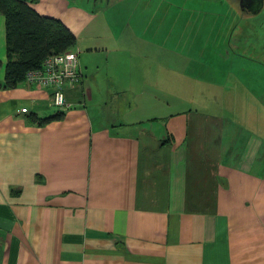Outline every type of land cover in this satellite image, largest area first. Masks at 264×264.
Here are the masks:
<instances>
[{
    "label": "crops",
    "instance_id": "crops-1",
    "mask_svg": "<svg viewBox=\"0 0 264 264\" xmlns=\"http://www.w3.org/2000/svg\"><path fill=\"white\" fill-rule=\"evenodd\" d=\"M169 1L29 2L75 35L82 77L43 124L48 89L0 86V264H264V62L239 52L264 44L246 33L264 35V0H202L197 28ZM5 63L0 13V85Z\"/></svg>",
    "mask_w": 264,
    "mask_h": 264
},
{
    "label": "trees",
    "instance_id": "trees-1",
    "mask_svg": "<svg viewBox=\"0 0 264 264\" xmlns=\"http://www.w3.org/2000/svg\"><path fill=\"white\" fill-rule=\"evenodd\" d=\"M33 1L0 0L6 32L3 88H14L28 70L40 67L46 56L71 50L75 44L71 30L59 19L38 13L29 4ZM62 116V111H55L44 118L32 114L30 120L43 124Z\"/></svg>",
    "mask_w": 264,
    "mask_h": 264
},
{
    "label": "rangeland",
    "instance_id": "rangeland-1",
    "mask_svg": "<svg viewBox=\"0 0 264 264\" xmlns=\"http://www.w3.org/2000/svg\"><path fill=\"white\" fill-rule=\"evenodd\" d=\"M104 1H106V0H104ZM191 1H192L193 6L190 9H193L194 13L191 16L190 24L195 28H197L198 26H206V24L211 25L213 21L209 20L208 23H205V18H204L206 10L210 9V7H208L205 3H203L202 0H191ZM169 3L171 6H173L172 8H170L171 10H180L181 9V3L179 1H173L172 0V1H169ZM167 4H168V2L167 3L161 2L160 4H158V8H159L158 12H160V13L157 15V18H156L157 21L162 20V22H164V27H169L171 22L173 21V18L171 19V18L167 17L168 14H164L162 17L163 13L161 14V12H164V10H169L170 5L168 6ZM239 7H240V4H239ZM186 9H189V7L188 8L186 7ZM246 33H247V38L249 36H251L252 39L254 38L255 35H257L261 38H262V36H264V35H262L260 29L256 30L255 32L251 31L249 29H246ZM221 41H219V43ZM252 46H256V45H252ZM229 49L232 51V49L230 47L229 48L226 47L225 50L229 51ZM220 50H224V47ZM239 52H240V54L243 55V58H246V56H248L252 59H256L257 61L260 60V61L264 62V44H261V43L258 44L256 49L253 47L250 48V45H244L243 44V48ZM258 64H259V65H257L258 71L256 74L257 75H263L264 74V64H260V63H258ZM247 65L248 64H244L243 62L241 63V65H239V63H237V62H233L231 64V66L228 65L226 70L229 69L231 73H235L237 75L242 72V75L246 76L248 74H245L243 71L247 69ZM251 74L254 75V73L252 71H251ZM257 79L258 80L256 82H252L249 84L253 85L255 92L258 93L259 95H261V93H264V78H261L259 76ZM230 85H232V84H230ZM122 95H123V97L126 98V101H130V97H129L130 93H122ZM104 96H105V99L102 100V102H104V103L100 102V104H99V105H102L101 107H99V109L102 112H104V113H110V112L116 113V111L118 110L117 109L118 106L125 107V103L123 102L124 99H123V101L120 100L117 93H113V94L110 93V94H106ZM259 99L264 100V96L262 95V98L259 97ZM118 103H119V105H118ZM259 103H261L259 108L262 109V111L264 112V103H262V102H259ZM256 118L258 119V121L260 123L264 122V114L259 113L256 115Z\"/></svg>",
    "mask_w": 264,
    "mask_h": 264
},
{
    "label": "built area",
    "instance_id": "built-area-1",
    "mask_svg": "<svg viewBox=\"0 0 264 264\" xmlns=\"http://www.w3.org/2000/svg\"><path fill=\"white\" fill-rule=\"evenodd\" d=\"M78 53L72 50L46 56L40 67L28 70L23 81L31 86L48 89V105L55 111H67L73 103L65 98L63 87H74L81 79ZM26 112V108L21 109Z\"/></svg>",
    "mask_w": 264,
    "mask_h": 264
},
{
    "label": "water",
    "instance_id": "water-1",
    "mask_svg": "<svg viewBox=\"0 0 264 264\" xmlns=\"http://www.w3.org/2000/svg\"><path fill=\"white\" fill-rule=\"evenodd\" d=\"M259 2L261 3V1L259 0ZM253 5V4H252ZM240 6H242L241 4H240ZM246 6V5H245ZM253 9V7H251V6H249V10H251V9Z\"/></svg>",
    "mask_w": 264,
    "mask_h": 264
}]
</instances>
